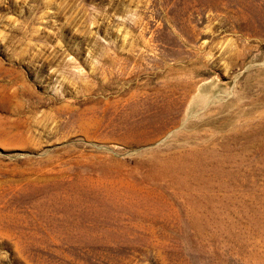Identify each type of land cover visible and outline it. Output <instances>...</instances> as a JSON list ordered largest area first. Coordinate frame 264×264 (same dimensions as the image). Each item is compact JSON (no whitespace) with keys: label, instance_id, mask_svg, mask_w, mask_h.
Instances as JSON below:
<instances>
[{"label":"rangeland","instance_id":"rangeland-1","mask_svg":"<svg viewBox=\"0 0 264 264\" xmlns=\"http://www.w3.org/2000/svg\"><path fill=\"white\" fill-rule=\"evenodd\" d=\"M0 264H264V0H0Z\"/></svg>","mask_w":264,"mask_h":264}]
</instances>
